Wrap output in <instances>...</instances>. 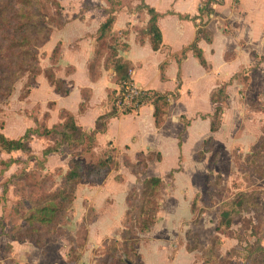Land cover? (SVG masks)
Listing matches in <instances>:
<instances>
[{"label": "rangeland", "instance_id": "rangeland-1", "mask_svg": "<svg viewBox=\"0 0 264 264\" xmlns=\"http://www.w3.org/2000/svg\"><path fill=\"white\" fill-rule=\"evenodd\" d=\"M56 2L59 4L58 0ZM40 4L43 7L42 13L52 26V32L58 31L54 26L66 22L63 8ZM134 4L140 3L135 0H120L121 8H130ZM84 8L87 9L85 4ZM206 19H203L204 23ZM203 22L196 25L201 29L204 27ZM72 29L73 27L69 28ZM6 39L11 44L20 40L9 36H6ZM8 41L3 43L0 40V48L4 46L6 49ZM47 44L30 52L31 59L23 65L15 62L14 71L19 67L23 75L13 84L9 97L3 95L4 88L0 90V134L6 139L9 138L3 134V130L9 126L13 129L18 126L21 128L18 121L14 122L18 116L25 118L28 123L32 122L35 125L33 129L39 135H44L46 129L55 128L50 136L33 137L30 143L34 139L36 142L33 144L34 149L29 153L6 152L0 145V264H123L120 236L122 230L129 227L127 222L124 226V198L131 191L141 193L142 182L150 177H159L165 185V190L160 196L156 225L149 233L132 231V236L136 237L140 247L137 246L140 249L139 254L144 258L142 261L132 256L133 264H191L193 259L194 264H249V259L254 257L258 261L257 264H264L262 253L253 258L249 257L256 239H259L264 249V66L259 68L264 64V53L261 56L253 53L250 56L253 66L242 70L227 82L228 87L231 86L226 90L228 100L222 105L221 126L210 153L199 157L198 153L204 140L198 144L199 140L195 139L199 138V133L209 137V126L200 128L197 125L195 131L187 136L183 132L181 118L177 119L180 125L172 120L173 114L180 108L187 109L188 116L196 112H206L204 103L183 99L167 118L159 135V142L151 137L154 133L147 134L148 140L155 143L161 154L154 150L148 152L150 154L146 153L149 155L147 158L152 160L148 162L146 170L138 168L140 174L133 170L132 166L138 163V157L134 161H130L126 156L120 157L119 169L112 173V178L107 183L91 188L86 181L80 182L75 193V199L76 194L79 199L78 204L73 203L72 212L68 213L70 206L66 202L56 205L58 210L66 209L67 212L63 215L71 220L59 221V225L54 226L57 234L43 246L37 247L29 240L14 241L16 233L26 227L27 201L46 197L48 191L55 190L62 183L60 175L65 174L71 161H66L68 156L71 155L72 161H83L84 170L91 166L95 158L82 155L81 151L88 147L86 140L83 142L84 146L75 149L64 143L66 139L60 137L62 127L69 118L67 114L61 113L60 122L48 128L46 124L52 104L27 100L38 78L41 80L36 88V99L54 98L57 89L49 83L48 76H54L57 87L63 91L68 92L73 86L71 77L75 66L72 62H64L66 57L61 43H57L51 50H48ZM69 47L70 51L75 45L71 44ZM109 47L107 39L89 60L90 62L93 58L94 66L98 65L96 80L103 69L111 68V63L108 64ZM18 55H21L19 50H5L0 53L3 58L14 59ZM250 58L240 55L235 65L245 66ZM8 64L9 62L2 64V69L8 68ZM80 65L81 63H78V68ZM84 77L87 78V73L79 71L76 83L81 84ZM9 79L8 82H0V89L2 85L7 87L11 84L13 78ZM47 87H50L51 91ZM110 94L111 91L108 95L113 102L116 97ZM80 95L84 100L83 108L91 99L90 90L81 89ZM128 99L126 98L124 104H120L121 108L127 105ZM208 105L211 107L210 103ZM187 119L189 126L185 132L191 131L193 122L201 120L199 115ZM146 128H149L148 123ZM179 134L180 138L182 136L181 157L177 156L175 145V135ZM12 136L16 138L17 133L13 132ZM76 138L78 136L74 139ZM55 145L58 151L54 153L57 156L53 160V166L56 167H53L51 172H46L47 159L44 158L43 151ZM157 153L163 156L159 162L156 161ZM57 165H62L63 168L55 174L59 169ZM240 192L252 193L258 199V208L244 211L238 209L241 211L240 215L233 217L231 229L217 231L221 213L229 210L230 202ZM193 202L195 208L192 213ZM90 226L92 228L89 229ZM251 233L255 234L256 238H252ZM248 245L251 249L247 248ZM185 247L191 249L192 253L184 255ZM184 258L187 259L186 262L183 261Z\"/></svg>", "mask_w": 264, "mask_h": 264}, {"label": "crops", "instance_id": "crops-1", "mask_svg": "<svg viewBox=\"0 0 264 264\" xmlns=\"http://www.w3.org/2000/svg\"><path fill=\"white\" fill-rule=\"evenodd\" d=\"M144 1L161 15L157 25L162 35V46L160 50L154 52L151 48L150 39L146 36L140 37V32L145 31L149 20L146 12H135L134 9L137 6L135 4L130 8L122 7L121 10L115 13L111 27V33L114 35H118L121 32L127 33L123 40L128 45V49L126 52L120 53L119 57L131 66L130 77L134 89L172 93L177 88L178 75L181 81V88L178 100L170 103L164 116V123L159 129L154 124L153 107L144 106L130 115L110 120L106 132L96 136V155H103L105 152L114 150L119 166L121 163L120 157L122 156L134 161L141 153L160 152L155 143L148 140L147 134L149 132L151 135L154 133L155 135L153 134L151 137H154L155 141L159 142V135L167 118L173 108L183 99L190 100L193 103H204L207 109L206 112H196L188 116V114L186 115L188 110L180 108L177 113L173 114L172 120L178 123L177 119L181 117L188 120L187 117L199 115L201 120L193 122L194 124L190 128L191 131L185 132L188 127H183V132L188 136L190 132L195 131L194 128L197 125L200 128L209 126V134L211 136L210 123L211 116L214 113V107L210 102L211 95L221 85L229 82L236 74L247 67L253 66V61L250 58L253 53L256 56H261L264 53V0H215L217 2L213 5L215 15L208 20L206 19L203 29L209 36V40L202 37L197 43V47L201 50L206 63L210 66L209 70L204 69L193 53L187 50L196 40V24L199 20L194 19L198 15L200 3L205 0ZM58 2L64 10L63 14L66 17V22L61 30L51 34L47 48L51 50L57 43H61V48L64 49L66 57L63 59L65 60L64 62H72L75 66V72L71 77L74 87L71 86L70 92L66 97L55 93L54 98L51 100L36 99L34 97L37 91L36 88L41 80V78H38L36 86L27 100L32 101L33 99L34 101L38 100L41 104H52L46 124L48 128L57 124L61 112H66L74 117L77 126L82 131L89 134L94 131L97 118L108 113L111 109L107 98L108 92L118 90L116 77L111 68L103 69L100 77L95 82L89 80L87 71L88 62L94 53V38L100 25L107 19V9L109 7L105 0L96 2L93 0H58ZM84 4L87 9L84 8ZM70 27H73V29L69 30ZM55 36L56 39L54 40ZM71 44H74L75 47L69 51V45ZM183 52H185V57L181 58ZM240 55L247 57V59L250 58L245 66L235 65L238 63ZM78 63H81L80 68L77 66ZM262 66L264 64L259 68H262ZM79 71L84 72V74L85 72L87 73V78L84 77L81 84L76 83ZM43 84L47 86L44 82ZM49 88L48 90L51 91ZM81 89H88L91 93V99L87 101L86 106L83 108L84 100L81 99ZM208 103L211 104V107ZM17 121L21 128L18 126L13 129L9 126L3 130V134L9 140L19 139L24 136L28 129L35 128V125L32 122H26L25 118L18 116L14 122ZM146 123H148L149 128H146ZM178 124L180 125V123ZM152 127L154 130H152ZM13 132L17 133L16 138L12 136ZM199 135V138L195 137V139L199 140L198 144L208 138L204 136L205 134L201 135L199 133ZM215 136H217V133L214 134V138ZM179 137L180 134L178 136L175 135V145L177 156L181 157L182 136L181 138ZM34 142H36V139L29 145L32 150L34 149ZM56 156L57 154H52L46 158V172L53 170L55 162L53 160H55ZM70 156H68L66 161L71 160ZM57 166L59 169L63 168L62 165ZM68 169L69 166H67L66 171ZM111 175L104 184L112 178ZM90 187L94 188L95 186ZM127 196L124 198L126 210ZM78 200L76 194L74 205L78 204ZM90 228L92 227L90 226ZM139 251L140 249H138V254L140 253ZM188 253L185 247L183 254L189 255L190 253ZM141 257L140 255V259H142ZM183 261L186 262L187 259L184 258ZM191 264H194V259Z\"/></svg>", "mask_w": 264, "mask_h": 264}, {"label": "trees", "instance_id": "trees-1", "mask_svg": "<svg viewBox=\"0 0 264 264\" xmlns=\"http://www.w3.org/2000/svg\"><path fill=\"white\" fill-rule=\"evenodd\" d=\"M108 4L107 9V19L102 23L95 36V46H94V55L100 47V44L109 39V52L110 58L109 63H111V69L116 77V85L118 86L117 91H111L112 96H115V100L111 102L108 95V101H110L111 109L108 113L100 116L95 121V129L92 133H86L77 126L74 117L69 116L65 125L62 127L60 137L66 141L64 143L70 145L72 148L77 149L82 147L83 142L86 140L88 142V147L86 146L85 150H82V155L95 157L91 166L84 170V162L79 161H70L69 169L64 172L65 174L60 178L62 183L53 191H48L46 197H40L27 201V210L28 214L26 218V227L20 232L16 233L14 236V241L19 240H29L35 246H43L51 237L57 234V230L54 228L55 225H59V221L62 219L70 222L71 218H66L63 215L67 212L66 209H57V204L66 202L70 206L68 213L72 212V205L75 201L76 188L81 181H86L89 186H100L103 185L106 179L113 173L118 171L119 163L114 155V150L105 152L103 155H96V136L104 134L107 129V125L112 119H116L120 116H127L134 112H137L140 108L144 106L153 107V118L154 124L157 129L163 123L164 116L167 113V108L170 103L178 100L179 90L181 88V81L178 75L177 77V88L172 93H163L156 92L152 90L141 91L134 89L133 82L130 77L131 66L124 62L120 57V53L126 52L128 45L124 42L123 38L127 35L126 32H121L118 35L111 33V27L114 22V15L119 10H121L120 0H105ZM140 4L137 5L134 9L135 12H146L149 17L147 27L145 31L140 32V37L146 36L150 39L151 48L154 52L160 50L162 46V35L158 28V19L161 18V15L156 12V10L148 6L144 0H135ZM46 3L50 6H56L61 8V6L56 2V0H0V40L3 43L7 42L6 36L11 38L16 37L19 41H15L14 44H11L8 41V46L1 47L0 53L7 50V52H14L19 50L21 55L16 56L14 59L12 57L3 58L0 57V82L5 83L7 80L12 77L11 84L3 88V95L6 94L7 97L10 96L12 92L13 84L22 77L20 68L14 71L15 62L18 61L20 64H24L26 61L31 59L30 52L36 51L37 49L43 47L50 40L52 32V26L49 23V19L42 13L41 8L42 4ZM217 2L215 0H205L200 3L198 7V15L194 20H199L203 22L204 18L207 20L214 16L213 5ZM171 14V13H170ZM199 24V23H197ZM205 25V23L203 22ZM65 24H58L55 29L61 30ZM203 25V26H204ZM197 28V37L196 40L190 47L188 51H191L194 57L198 60L199 64L206 70L210 69V66L206 63L201 50L197 47L199 40L204 37L209 40V36L203 30L204 27L200 29ZM108 37V38H107ZM6 44V45H7ZM105 45V44H104ZM14 56V55H13ZM185 57V52L182 53L181 58ZM9 62L8 68L2 69V64ZM93 58L87 65L88 77L91 82L97 79L96 67L94 66ZM2 63V64H1ZM179 64V62H178ZM10 81V79H9ZM49 83L56 87V93L62 97H66L69 94V91H63L57 87L56 80L54 76H48ZM229 83L221 85L213 94L211 95L210 102L214 107V113L211 116L210 123V133L211 136L208 137L203 145L202 150L198 154L199 157H202L204 154L211 152L212 145L214 143V134H216L221 126V118L223 115L222 105L228 100L227 87ZM70 89V88H69ZM126 98H129L127 105L120 107V104H124ZM60 113V114H61ZM184 117H181V124L185 127L189 126V122ZM55 130V128H53ZM53 129H46L44 135H39L35 129H28L23 137L19 140H9L6 139L3 135L0 134V145L1 148L6 152H22L29 153L31 148L28 145L33 137H43L52 135ZM75 136H78L76 140ZM70 138V139H68ZM180 138V137H179ZM74 139V142H73ZM71 140V141H70ZM180 140V139H179ZM63 142V141H62ZM75 143V144H74ZM73 144V145H71ZM56 146V145H55ZM47 147L43 151L44 158H47L49 155L57 153L58 147ZM180 146V144H179ZM150 154V153H148ZM147 154H139L138 163L133 165V170L140 174L141 171H137L138 168L143 171L146 170L148 162L152 161L150 158H147ZM83 157V160H84ZM78 160V159H75ZM161 156L159 153L156 154V161L159 162ZM61 172L58 169L55 174ZM172 175V172H171ZM170 175V176H171ZM51 176V175H50ZM52 177V176H51ZM84 179V180H83ZM208 183V182H207ZM142 191L137 193L131 191L126 199L127 210L124 215V226L125 223L129 224V227L124 228L121 232L120 239L122 241V255H123V264H133L131 257L138 258L140 260V255L138 254V242L136 237L132 236V231H139L140 233H149L151 229L156 225V215L160 209V196L165 190V185L163 181L158 177H150L145 179L142 182ZM136 193L138 195H136ZM46 198V199H45ZM197 198V197H196ZM135 202L137 206L135 207ZM195 205L192 204V213L194 211ZM258 208V199L252 193L240 192L234 197V199L229 204V210L224 211L220 215V221L218 223V230L229 231L233 224V217L235 215H240V210ZM240 209V210H238ZM93 212V210L91 211ZM130 215H132L130 217ZM200 215H198L199 217ZM131 218V219H130ZM256 226V225H255ZM225 231V232H226ZM258 235V233H257ZM252 238H256V235L251 233ZM216 244V243H215ZM248 249L251 247L248 245ZM186 250L189 253H192L191 249L186 247ZM262 253L264 257V249L260 245L259 239H256L253 244V251L250 254V258H253L256 254ZM249 264H257L258 261L255 259H249Z\"/></svg>", "mask_w": 264, "mask_h": 264}]
</instances>
